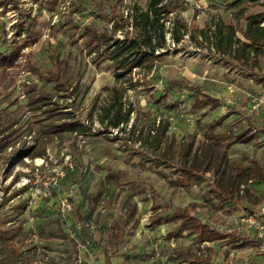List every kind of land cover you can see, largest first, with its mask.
<instances>
[{"label": "rangeland", "instance_id": "obj_1", "mask_svg": "<svg viewBox=\"0 0 264 264\" xmlns=\"http://www.w3.org/2000/svg\"><path fill=\"white\" fill-rule=\"evenodd\" d=\"M15 1V8L0 7V51L14 41L24 45L15 65L0 70V264H173L176 251L198 264H264V241L238 219L246 209L264 217V182L246 180L243 193L235 188L231 197L218 191L241 167H264V86L254 81L264 79V54L241 64L207 41L216 24L233 25L243 40L246 17L264 7L166 0L167 47L149 68L116 76L85 29L133 36L134 9L146 10L149 0ZM21 20L35 24L31 38L17 36ZM173 24L186 28L178 44ZM195 87L219 106L193 109ZM42 95L51 96L49 104L33 103ZM119 95L130 119L119 129L105 127L99 119ZM160 121L168 125L172 161L138 142ZM241 132L251 139L233 142ZM211 141L223 154V177L217 182L209 171L185 182L180 152L190 146L189 169L196 148ZM43 188L47 198L38 193ZM176 212L219 236L199 243L188 231L176 234Z\"/></svg>", "mask_w": 264, "mask_h": 264}, {"label": "trees", "instance_id": "obj_2", "mask_svg": "<svg viewBox=\"0 0 264 264\" xmlns=\"http://www.w3.org/2000/svg\"><path fill=\"white\" fill-rule=\"evenodd\" d=\"M60 0H47L51 5H54ZM244 3L259 4L264 7V0H233L230 3L231 7H238ZM12 4V7H16L15 0H0V7L6 9L8 5ZM172 4L170 1L167 3L166 0H149L147 9L141 10L138 8L134 9L132 16V27L135 34L130 37H125L122 40L114 39L112 34L102 33L99 34L94 32L90 28L85 29L86 35H89L97 47L103 48L106 58L111 62L112 67L116 71V76H123L126 72L140 67L141 65L150 67L151 64L158 60L159 52L167 47L165 40V33L169 30L165 29L163 23V14L169 13V5ZM31 20H21V24L18 25L17 36L22 33L26 34L24 39L31 38L34 33L35 24L29 22ZM33 21V20H32ZM224 29L227 32H224ZM186 28L182 24L177 26L173 24L171 29V40L175 44H178L183 38ZM214 40H207L210 44V50H215L222 55H230L232 59L246 64L249 62L250 56H257L264 54V11L247 16L245 19L244 29L242 30V38L236 36V28L229 24L225 28H222L221 24L214 25L213 29ZM210 37V38H211ZM2 43L7 45L5 37L2 39ZM23 44V43H22ZM201 45V44H200ZM24 45L13 42V46L4 51H0V70L11 68L15 65L16 61L21 56V50ZM54 75L57 72H52ZM256 84L264 86V79H254ZM175 83L169 82L168 88H171ZM59 88V87H58ZM33 89V88H32ZM63 87L60 89L62 90ZM115 92L116 89H114ZM194 96L192 97V108L195 110H201L208 107V109H216L219 106L217 99L202 93L198 88L193 89ZM42 95L41 98H37L33 103L38 104L40 99L43 100V106H46L47 101H50L51 96ZM47 100V101H45ZM45 101V102H44ZM131 109H127L121 103V95L117 96L113 104L106 108L104 115L99 119L100 123H105V127L112 129H119L120 126L127 124L130 119ZM56 131L57 127H51ZM167 122L160 121L158 125H153L148 129L142 139H138V142L143 146L147 145L154 154L160 153V157L167 161H172L170 156V143H165L167 137ZM72 130L83 132L80 128L73 127ZM4 131H1L0 136ZM152 134V135H151ZM2 138V137H1ZM233 142L235 143H246L251 139L250 135L245 132L237 133L233 135ZM219 139L216 140L218 142ZM165 141V142H164ZM164 142V144H163ZM163 144V147L161 146ZM2 145V146H1ZM5 145V142L0 143V148ZM217 146L215 141L210 143H204L200 147L196 148L199 151V155L195 154V158L190 161L191 166L189 169L186 168V152L190 151V146L183 148L177 157V162L183 165L181 176L185 179V182L195 178V181L200 178L202 174L212 171L216 175V181L219 182L223 177L224 170H220V166L223 160V154L218 153L216 150ZM15 158V156L13 157ZM195 168V170H194ZM238 176L231 181V184L224 189L222 186H218L220 193L228 192L231 197L232 190L235 188L242 194L244 191L243 182L251 180L255 183L264 182V167L259 166L257 163L246 165L241 167ZM247 213H243L242 217H256L251 210L246 209ZM239 219V218H238ZM172 221H179V225L175 228L176 234H182V232L188 231L193 234L195 239L199 243L210 242L215 240L219 233L207 223L201 222L197 217L190 216L184 213H173L170 218ZM253 238H258L256 234ZM11 238H8V240ZM173 264H198V260L191 257L187 252L176 251V255H173Z\"/></svg>", "mask_w": 264, "mask_h": 264}, {"label": "built area", "instance_id": "obj_3", "mask_svg": "<svg viewBox=\"0 0 264 264\" xmlns=\"http://www.w3.org/2000/svg\"><path fill=\"white\" fill-rule=\"evenodd\" d=\"M26 182L29 183V179H27ZM55 184H56V181L53 182V184L51 185L54 186ZM41 192L45 198H47L50 195V192L48 191L47 188H43L38 191V193H41ZM239 219H240L239 222H242L245 226L254 228L257 231L256 233L257 237L261 238L264 241V217H262L261 219H258L257 217L255 218L254 217H240Z\"/></svg>", "mask_w": 264, "mask_h": 264}]
</instances>
